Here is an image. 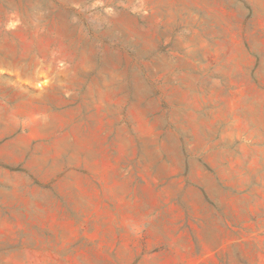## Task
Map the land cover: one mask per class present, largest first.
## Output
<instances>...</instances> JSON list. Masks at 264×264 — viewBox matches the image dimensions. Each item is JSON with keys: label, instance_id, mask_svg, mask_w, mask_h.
Here are the masks:
<instances>
[{"label": "rangeland", "instance_id": "rangeland-1", "mask_svg": "<svg viewBox=\"0 0 264 264\" xmlns=\"http://www.w3.org/2000/svg\"><path fill=\"white\" fill-rule=\"evenodd\" d=\"M0 264H264V0H0Z\"/></svg>", "mask_w": 264, "mask_h": 264}]
</instances>
